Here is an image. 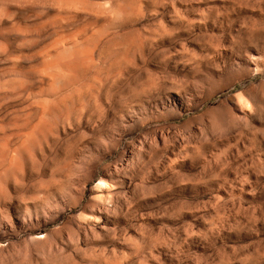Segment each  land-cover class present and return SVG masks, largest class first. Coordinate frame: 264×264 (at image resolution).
Here are the masks:
<instances>
[{
  "label": "rangeland",
  "instance_id": "374dc122",
  "mask_svg": "<svg viewBox=\"0 0 264 264\" xmlns=\"http://www.w3.org/2000/svg\"><path fill=\"white\" fill-rule=\"evenodd\" d=\"M0 264H264V0H0Z\"/></svg>",
  "mask_w": 264,
  "mask_h": 264
}]
</instances>
